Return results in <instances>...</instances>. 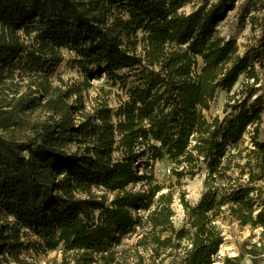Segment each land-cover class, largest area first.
I'll list each match as a JSON object with an SVG mask.
<instances>
[{
	"label": "trees",
	"instance_id": "trees-1",
	"mask_svg": "<svg viewBox=\"0 0 264 264\" xmlns=\"http://www.w3.org/2000/svg\"><path fill=\"white\" fill-rule=\"evenodd\" d=\"M238 1L0 0V75L47 80L66 48L85 74L104 73L125 96L77 122L78 108L66 102L75 87L0 110V264H27L23 248L60 244L83 251L61 264H249L245 256L253 264L264 256V93L256 92L264 0H241L238 17L252 31L242 51L216 28ZM220 91L221 115L210 116ZM40 97L56 117L25 122L21 113L40 107ZM163 157L177 179L204 172L195 203L178 197L179 228L174 194L153 174ZM227 218L260 229L259 241L219 256ZM24 228L33 236L26 242Z\"/></svg>",
	"mask_w": 264,
	"mask_h": 264
},
{
	"label": "rangeland",
	"instance_id": "rangeland-1",
	"mask_svg": "<svg viewBox=\"0 0 264 264\" xmlns=\"http://www.w3.org/2000/svg\"><path fill=\"white\" fill-rule=\"evenodd\" d=\"M241 3L239 0L236 8L227 11L225 18L216 24L220 35L227 39H235L242 51L244 44L250 39L252 31L247 20H240L238 17V7ZM192 4H187L182 9L188 12L192 9ZM263 13H259L261 16ZM63 60L58 65L55 72L43 80L39 77L23 75L18 70L11 73H3L0 75V110L10 111L18 102L19 98L24 100L31 96H40L44 94L47 97H56L58 94H65L72 88H79V91L70 95L66 102L69 106L73 105L78 108L76 111H71L74 122L81 119L85 113H90L93 108L103 102L109 107L116 109L119 102L125 98L123 91L119 88V83L113 85L108 80L104 73L101 74H85L80 67L72 63L73 53L66 48L62 49ZM259 76L261 83L258 86L257 93H264V64L259 68ZM244 74H240L238 81L233 86L230 93L239 89L241 82L244 79ZM43 88H41V85ZM227 92L220 91L216 98L211 103L208 115H221V110L226 99ZM41 105L37 108L21 113V119L25 122H37L49 120L56 117V114L49 111L44 106L45 100L40 97ZM11 134L19 135L21 130L18 127H13L9 130ZM260 138L264 140V112L262 114V122L260 126ZM245 143L248 142L249 136L247 133L243 135ZM75 149V146H72ZM153 174L156 181L164 187L163 191L170 190L174 194V202L172 208L174 210L173 222L175 227L179 228L183 224V209L179 203L178 197L182 192L185 193L186 199L195 203L203 192L204 172L195 175L193 178L184 177L177 179L173 173V165L166 157L156 159L153 163ZM96 193H104L103 190L94 189ZM110 196V194H107ZM224 241L219 248V256H235L242 251L244 244L246 247L252 243L259 241L260 229H251L248 226H241L236 221L225 219L222 224ZM20 240L26 242L33 238L27 229H21L19 232ZM136 236H132L124 240L123 246L132 244ZM82 250H65L60 244L52 250H28L22 249L20 258L24 259L27 264H61L63 262L72 261L74 257L79 256ZM244 261L251 264L250 259L245 256ZM11 264H16L12 262ZM253 264H264V256L256 257Z\"/></svg>",
	"mask_w": 264,
	"mask_h": 264
}]
</instances>
